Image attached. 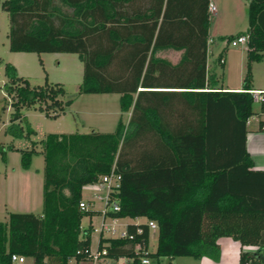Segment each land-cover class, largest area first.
<instances>
[{
	"label": "trees",
	"instance_id": "1",
	"mask_svg": "<svg viewBox=\"0 0 264 264\" xmlns=\"http://www.w3.org/2000/svg\"><path fill=\"white\" fill-rule=\"evenodd\" d=\"M208 1L0 2L8 16L9 50L75 52L82 65L78 92H117L120 111L112 131L47 132L39 150L36 140L19 149L23 168L34 153L42 155L41 210L6 212L0 221V264H11L12 253L31 257V264L85 259L90 226L80 234L79 223L93 210L78 206L81 187L110 169L120 174L112 193L119 208L107 213L154 220L156 244L147 250L145 221L127 222L132 239L100 237L104 256H125V264H141L142 255L215 260L218 238L228 236L255 246L239 249L238 264H264V169L252 167L244 146L245 121L253 112L251 63L264 52V0H246L245 30L219 36L228 41L246 35L239 89L221 88L206 68ZM161 47L182 48L179 60L172 64L154 56ZM4 76L13 109L6 130L13 135L21 134L15 122L21 105H36L54 117L71 101L61 98L60 82L30 85L9 62ZM146 84L188 90H146ZM174 100L175 115L159 113Z\"/></svg>",
	"mask_w": 264,
	"mask_h": 264
},
{
	"label": "rangeland",
	"instance_id": "2",
	"mask_svg": "<svg viewBox=\"0 0 264 264\" xmlns=\"http://www.w3.org/2000/svg\"><path fill=\"white\" fill-rule=\"evenodd\" d=\"M2 0H0L1 2ZM215 7L220 11L219 17L216 19L211 13L209 18L213 25V30L222 32L233 24L240 25V28L246 26V0H213ZM240 9L242 10L240 12ZM8 16L4 9L0 6V188L3 190V180L5 173H7V179L4 181V190L7 194L15 195L16 200L22 199L24 204L17 205L18 211L31 210L34 213H38L41 210V186H42V155L37 152L32 155L29 170L26 172L30 175V181L26 184L20 183L17 177L19 173L24 172L20 165V148L30 146V140H36L35 148L39 150L41 139L47 132H87L91 129V126H95V130L100 131H112L115 127L117 118L119 116L118 104H117V92H107L104 94L90 93V92H78V83L81 80V62L75 52H63V51H13L8 49ZM213 42L208 43V49L212 50L211 54H208V60L214 61L216 55V46L214 43L220 41H226L220 39L214 31H211ZM229 49H239L240 43L231 45L228 41ZM241 58H238L237 54H233L232 66L229 69L228 78L241 76L244 74V62L245 51H241ZM11 63L17 74L26 78L30 85L42 84L46 79L48 82L58 81L64 89V93L61 96L63 100L70 99V103L64 106L63 111L59 112L56 116H48L38 109L36 105H21L19 111L21 117L15 122L21 128L20 135H13L6 130L10 124L9 117L13 110L10 104L11 97L4 89V63ZM216 76L218 78V84L222 83V68L220 65H216ZM251 76L253 82L257 81L260 84L264 82V56L259 61H253L251 63ZM221 82V83H220ZM101 95H107L108 99H102ZM258 101L252 100L251 107L256 109ZM107 111L108 114L105 112ZM112 117V121L107 122L106 117ZM125 117H123L124 120ZM28 129L29 132L26 135ZM19 172V173H18ZM17 175V176H16ZM21 178V177H20ZM22 190L20 194L19 190ZM16 190V191H15ZM15 191V192H14ZM66 192V189H63ZM102 189L98 193H102ZM93 192L96 190L92 185L85 186L81 189L83 198H91L93 200V212L91 214H83L80 218V234L82 229L88 227L90 224V248L95 247V241L100 233L98 230H93V227H100L102 218L101 207L102 202L99 199L94 198ZM107 218L104 222L108 226H112L110 215H105ZM6 212L4 213L2 204L0 203V221L5 220ZM141 217L133 218L130 216L119 217L116 219L117 224L122 226L121 222H133L135 220H141ZM117 228V227H116ZM103 235L113 234L109 229H102ZM224 239V238H223ZM223 242V241H222ZM156 244V230H152L149 235L148 249L153 250ZM221 249L219 248L218 256L215 260L223 258V264H235L236 249L225 248V245L221 243ZM234 248V247H233ZM235 258V259H234ZM107 263L103 264H119L122 259L115 261L112 257L106 258ZM31 259L25 258L22 264H30ZM201 264V261L194 259L191 256H174L167 259L166 256H161L157 260L149 259L148 263L144 264ZM67 264H79L74 258H70ZM83 264V263H80ZM86 264H89L88 262ZM143 264V263H142ZM262 264V263H260Z\"/></svg>",
	"mask_w": 264,
	"mask_h": 264
},
{
	"label": "crops",
	"instance_id": "3",
	"mask_svg": "<svg viewBox=\"0 0 264 264\" xmlns=\"http://www.w3.org/2000/svg\"><path fill=\"white\" fill-rule=\"evenodd\" d=\"M209 1L214 3L213 0H209ZM241 11L242 10L240 9V12ZM219 12L220 11L216 8L215 13H211L213 16L216 17L215 20H217V18L219 17V14H220ZM240 25L241 24H238V26L233 24L231 27L220 32L218 30H213V25H212L211 20L208 16L207 40H206V51H207L206 68L209 70V72H213L215 75H217L215 67H216V65H220V67L222 68V72H221L222 83L220 82L221 84H219V85L223 89H239L241 87L242 76L240 75V73L238 76H234V77L230 76L229 78H228L227 74L229 73V69L232 66L233 54H237L238 58H241V53H242L241 51L245 50V44H240L241 48H239L238 50L237 49L231 50L228 47V41L224 42L221 39L222 41H220L219 43H214L216 46V55H215L214 61H212V60L210 61V60H208V54H211L212 50L208 49V43L213 42L211 31H214V33L218 37L220 35H226V34H230V33L234 34L238 31L245 30L246 26H244L243 28H240ZM246 25H247V23H246ZM181 53H182V48L161 47V48H157L154 50V56L164 58L172 64L176 63L179 60ZM263 56H264V52H263ZM263 56H262V58H263ZM219 57L222 58V61H219ZM81 70H82V65H81ZM217 84H218V82H217ZM154 85H158V86H154ZM175 85L176 84H146V90H164V91L188 90V88H180V87H177ZM250 87H251V90L263 89L264 88V82H262V84H260L257 81L253 82V78H251ZM140 88L141 87L138 86L137 89H140ZM90 93L104 94L107 92H90ZM101 96H102V99H108L109 98V97H107V95H101ZM118 96H119V93H118ZM117 104H118V97H117ZM176 108H177V105H176V102L174 100L172 106H162L158 110H159V113H162V114L175 115L176 110H177ZM251 109H252V107H251ZM118 110H119V107H118ZM252 111H253L252 114L249 115L245 121L246 132H245L244 146H245V150L248 152V154L250 156V159L252 160V167L255 169H264V129L261 126L264 123V102L258 101L256 109H252ZM105 113L108 114L107 111ZM119 114H120V111H119ZM128 115H129V111L121 112L122 118L125 117L124 121L127 120ZM106 119H107V122L111 123L112 117L107 116ZM90 130H95V126H91ZM98 131H100V130H98ZM31 158H32V156H31ZM30 162H31V160H30ZM22 170L24 172H22V173L18 172L20 175L17 177V179H19L20 183L23 182L24 184H26L27 181H30V175L26 173L29 170V166L26 168L22 167ZM6 179H7V173H5V177L3 180V190H2V188H0V203L2 204L3 211H4V213L7 211H18L17 208H15V207L17 205L24 204V203H22L23 200L19 199V201H17L15 195L9 196V194H7L6 190H4V185H5L4 181ZM88 185H90V183L82 185L81 189L85 186H88ZM22 190L23 189L19 190L20 194H22ZM81 199L88 202V209L93 210V207H92L93 206L92 205L93 200L91 198H83L82 194H81ZM28 211H31V210H28ZM123 217H125V216H123ZM138 217H141L142 219L141 220H135L133 222H140V221L146 220V218L144 216H136L133 218H138ZM104 218H105V216H104ZM106 218H107V216H106ZM117 218H119V217H116V219ZM126 223L127 222H125V221H124V223L121 222L122 226H119L117 224V227H119V228L124 227V225ZM89 226H90V224H89ZM90 229H91V226H90ZM152 230L153 229H149V235H150ZM154 230H156V229H154ZM89 235H90V230H89ZM107 236H111V235H103L102 233L101 234L99 233L97 238H96L95 245H96L97 241L100 239V237H107ZM89 239H90V237H89ZM148 241H149V236H148ZM217 241H218L220 249L222 246L221 243H223L225 245V248H227V249L232 248L233 251L236 249V259L234 258L235 264H238L237 254H238L239 249L247 250V251H253L255 249V246H253V245H240L237 241L231 239L228 236H220ZM90 243H91V240L89 242V248H90ZM147 244H148V242H147ZM147 250H149L148 245H147ZM220 256H221V254L219 255L217 260L211 259L207 256H201L199 258H194V259H198L199 261H201V264H223L224 259L220 258ZM25 258L26 259L30 258L32 261L31 257L25 256ZM106 258L107 257L105 256V257H103V258H101L95 262H93L87 258L81 259V260H75V261L79 264L80 263L86 264L87 262L89 264H103V263H107ZM114 259H115V261L122 259L119 262V264H125V263L129 262V259L125 256H118L117 258H114ZM31 261H30V264H31Z\"/></svg>",
	"mask_w": 264,
	"mask_h": 264
},
{
	"label": "built area",
	"instance_id": "4",
	"mask_svg": "<svg viewBox=\"0 0 264 264\" xmlns=\"http://www.w3.org/2000/svg\"><path fill=\"white\" fill-rule=\"evenodd\" d=\"M207 10L209 13H215L216 7L215 4L211 1H208L207 3ZM231 45H236L237 43L240 44H245L246 41V35L244 34H238L232 37L230 40H228ZM219 61H222V58H219ZM252 96V99H256L259 102H264V88L263 89H253L249 90ZM262 128L264 129V123L261 125ZM119 181H120V174L113 169H110L107 173H104L99 176V179L96 182L90 183V186L96 190V192H93V196L96 199H99L102 202V207H101V213H102V218L100 222V227L96 228L93 227V230H98L100 231V234L102 232V229H109L110 232L113 234H110L111 236L115 237H126L128 239L133 238V234L131 232H127L125 225L124 227H117V221L116 217L112 216L111 217V223L112 226H108L105 222L104 219L106 218L107 211L109 210H117L119 208L118 203L116 199L113 196V192H116L119 187ZM102 193H98L99 190ZM78 206L80 209H88V202L84 201L82 199L79 200ZM105 216V218H104ZM111 216V215H110ZM147 226L149 229H156V223L152 219L145 220ZM117 227V228H116ZM136 232H140L141 228L137 226L135 228ZM99 240L97 241L95 247L93 249L89 248V254L86 257L87 259H90L91 261L95 262L103 257H105V247L104 246H98ZM138 244H134V249L136 250L138 248ZM143 251V250H142ZM25 259V256L22 254H17V253H12L10 255V261L11 264H22L23 260ZM140 263H148L149 259L147 256L142 255L139 258Z\"/></svg>",
	"mask_w": 264,
	"mask_h": 264
}]
</instances>
